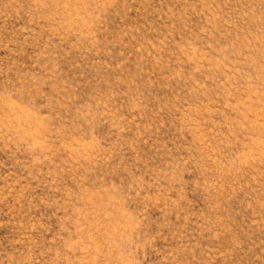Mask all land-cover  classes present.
Instances as JSON below:
<instances>
[{"label": "rangeland", "instance_id": "374dc122", "mask_svg": "<svg viewBox=\"0 0 264 264\" xmlns=\"http://www.w3.org/2000/svg\"><path fill=\"white\" fill-rule=\"evenodd\" d=\"M0 264H264V0H0Z\"/></svg>", "mask_w": 264, "mask_h": 264}]
</instances>
